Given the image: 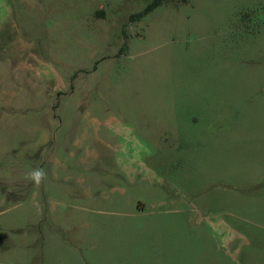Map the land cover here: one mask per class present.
<instances>
[{
    "label": "rangeland",
    "instance_id": "obj_1",
    "mask_svg": "<svg viewBox=\"0 0 264 264\" xmlns=\"http://www.w3.org/2000/svg\"><path fill=\"white\" fill-rule=\"evenodd\" d=\"M151 1L0 0V264H264V0Z\"/></svg>",
    "mask_w": 264,
    "mask_h": 264
},
{
    "label": "crops",
    "instance_id": "obj_2",
    "mask_svg": "<svg viewBox=\"0 0 264 264\" xmlns=\"http://www.w3.org/2000/svg\"><path fill=\"white\" fill-rule=\"evenodd\" d=\"M158 235H161V236H165L164 238H167V239H177V238H175V237H172L171 236V234H169V233H164V234H158ZM181 235V234H180ZM198 235V234H197ZM180 237V236H179ZM183 239V237H180V240H182ZM170 244H171V242H168V243H165L164 244V247L165 248H168L169 246H170ZM176 244V243H175ZM134 251L135 250H132V253H134ZM133 257H134V255H131V258L133 259ZM137 259H139V256H136L135 258H134V260H137Z\"/></svg>",
    "mask_w": 264,
    "mask_h": 264
},
{
    "label": "trees",
    "instance_id": "obj_3",
    "mask_svg": "<svg viewBox=\"0 0 264 264\" xmlns=\"http://www.w3.org/2000/svg\"><path fill=\"white\" fill-rule=\"evenodd\" d=\"M164 0H153L151 1L147 7L144 10V13L149 12L150 10H152L153 8H155L156 6L160 5Z\"/></svg>",
    "mask_w": 264,
    "mask_h": 264
}]
</instances>
